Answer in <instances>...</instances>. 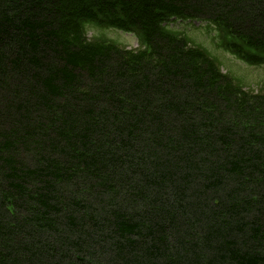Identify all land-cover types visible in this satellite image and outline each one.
<instances>
[{
    "label": "trees",
    "instance_id": "16d2710c",
    "mask_svg": "<svg viewBox=\"0 0 264 264\" xmlns=\"http://www.w3.org/2000/svg\"><path fill=\"white\" fill-rule=\"evenodd\" d=\"M171 18L264 64V0H0V264H264V80Z\"/></svg>",
    "mask_w": 264,
    "mask_h": 264
},
{
    "label": "rangeland",
    "instance_id": "374dc122",
    "mask_svg": "<svg viewBox=\"0 0 264 264\" xmlns=\"http://www.w3.org/2000/svg\"><path fill=\"white\" fill-rule=\"evenodd\" d=\"M190 25V26H189ZM184 24L179 22H171L170 26L174 29L184 30V32L190 36L196 43L201 44L207 48L212 54L219 57L222 62L223 71H232L235 75L240 76L239 78L245 85H253L261 80H264V64L261 65H249L243 61H239L232 55L217 49L214 45V32H203L196 27H201L199 23H194V26L191 24ZM206 29V27H204ZM102 29V30H101ZM104 33L109 38H113L114 41L120 44L127 45L128 47H136L137 40L132 35L131 32L122 31L120 29L109 27L104 30L103 28H97L89 26L87 35H99Z\"/></svg>",
    "mask_w": 264,
    "mask_h": 264
}]
</instances>
